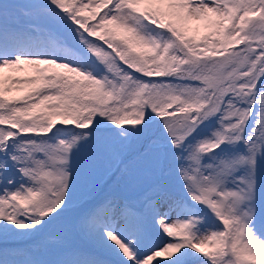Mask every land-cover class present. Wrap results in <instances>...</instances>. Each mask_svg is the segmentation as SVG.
<instances>
[{
  "label": "snow or ice",
  "instance_id": "snow-or-ice-1",
  "mask_svg": "<svg viewBox=\"0 0 264 264\" xmlns=\"http://www.w3.org/2000/svg\"><path fill=\"white\" fill-rule=\"evenodd\" d=\"M0 264H264V0H0Z\"/></svg>",
  "mask_w": 264,
  "mask_h": 264
},
{
  "label": "rangeland",
  "instance_id": "rangeland-1",
  "mask_svg": "<svg viewBox=\"0 0 264 264\" xmlns=\"http://www.w3.org/2000/svg\"><path fill=\"white\" fill-rule=\"evenodd\" d=\"M21 2H22V0H21ZM17 75L23 76V75H27V73H18ZM68 243L73 247L83 248L86 250L92 249V245L90 244L89 241H87V240H85L82 237L77 236V235H74ZM103 258L111 259V257H103Z\"/></svg>",
  "mask_w": 264,
  "mask_h": 264
}]
</instances>
